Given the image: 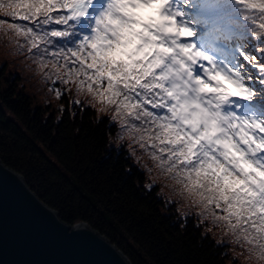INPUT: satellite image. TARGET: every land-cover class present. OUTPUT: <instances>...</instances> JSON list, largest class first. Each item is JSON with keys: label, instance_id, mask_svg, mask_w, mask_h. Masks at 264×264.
<instances>
[{"label": "snow or ice", "instance_id": "6c2138e0", "mask_svg": "<svg viewBox=\"0 0 264 264\" xmlns=\"http://www.w3.org/2000/svg\"><path fill=\"white\" fill-rule=\"evenodd\" d=\"M0 11L10 18L0 25L25 37L41 66L47 56L63 83L86 86L112 110L109 128L119 120L137 133L199 215L223 222L264 260V0H0ZM5 175L0 166V196ZM22 195L53 232L105 247L91 216L52 213ZM191 219L174 217L183 229Z\"/></svg>", "mask_w": 264, "mask_h": 264}, {"label": "trees", "instance_id": "16d2710c", "mask_svg": "<svg viewBox=\"0 0 264 264\" xmlns=\"http://www.w3.org/2000/svg\"><path fill=\"white\" fill-rule=\"evenodd\" d=\"M49 59L45 56L41 66L38 55L29 54L25 37L0 25V108L7 117L0 123V160L62 215L78 208L91 216L98 232L132 264H225L230 240L240 238L210 215L202 219L194 206L181 215L177 203L186 194L156 167L150 150L140 148L138 134L122 128L119 120L109 128L112 110H103L86 86L78 90L74 78L63 83V69H54ZM101 120L105 123L98 124ZM111 133L121 135L119 148L108 146ZM132 145L138 147L136 157ZM139 155L149 158L169 189L147 177ZM149 183L155 190L146 195ZM183 216L192 217L186 229L174 220ZM206 221L218 223L219 236L204 229ZM194 225H200L198 231Z\"/></svg>", "mask_w": 264, "mask_h": 264}, {"label": "water", "instance_id": "95a60500", "mask_svg": "<svg viewBox=\"0 0 264 264\" xmlns=\"http://www.w3.org/2000/svg\"><path fill=\"white\" fill-rule=\"evenodd\" d=\"M0 166L7 173L0 196V264H132L98 231L97 238L105 245L103 249L66 240L47 228L22 195V190L50 212L56 210L36 195L17 170L2 160ZM9 176L16 177L19 185ZM76 223L79 222L70 227H75Z\"/></svg>", "mask_w": 264, "mask_h": 264}, {"label": "rangeland", "instance_id": "374dc122", "mask_svg": "<svg viewBox=\"0 0 264 264\" xmlns=\"http://www.w3.org/2000/svg\"><path fill=\"white\" fill-rule=\"evenodd\" d=\"M186 11L189 12V18H193L194 17V12L195 10L193 9H186ZM194 27L197 28V32L198 34L201 32L200 30V25H193ZM189 39H198V37L196 38H189ZM121 135H119V133H111L110 137H109V142H108V146L110 147H117L119 148L121 142ZM134 146L133 151H135V157L137 155V151L136 149L138 148L137 145H132ZM132 151V150H131ZM139 158L142 159V161H138L139 164L146 169V173H147V177L151 180V181H155L158 180L161 183V186L163 189L167 190L169 189V182L167 180H163L160 179V175H158V172L156 169H154V167L151 164H148L147 161L149 160V158H147L145 155L144 157L142 155H139ZM145 162L147 163V165H145ZM178 210L180 211L181 215H184L185 213H187L188 211L190 212L193 208V204H192V200L191 198H188L187 196H182L181 198H179L178 203ZM195 211L198 213L197 215H199V213L201 212V210L199 209V207L194 206ZM202 219H206L209 220V216L207 215L206 218L202 217L201 215H199ZM204 225V229L208 230L210 232H212L214 235H218V229L220 228V226H218V223H214L213 225H211L210 221H206L203 223ZM231 245L229 247L228 252L230 253V257L226 256V262L225 264H264V261L261 260L258 256H253L255 252H253L250 249V246L246 243H244L243 239L240 238L238 239L237 242H233L231 241Z\"/></svg>", "mask_w": 264, "mask_h": 264}]
</instances>
